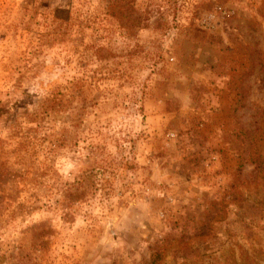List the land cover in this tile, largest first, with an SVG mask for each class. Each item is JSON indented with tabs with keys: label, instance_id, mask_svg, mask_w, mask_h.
I'll return each instance as SVG.
<instances>
[{
	"label": "rangeland",
	"instance_id": "rangeland-1",
	"mask_svg": "<svg viewBox=\"0 0 264 264\" xmlns=\"http://www.w3.org/2000/svg\"><path fill=\"white\" fill-rule=\"evenodd\" d=\"M0 264H264V0H0Z\"/></svg>",
	"mask_w": 264,
	"mask_h": 264
},
{
	"label": "trees",
	"instance_id": "trees-1",
	"mask_svg": "<svg viewBox=\"0 0 264 264\" xmlns=\"http://www.w3.org/2000/svg\"><path fill=\"white\" fill-rule=\"evenodd\" d=\"M134 23H137V22H134Z\"/></svg>",
	"mask_w": 264,
	"mask_h": 264
}]
</instances>
